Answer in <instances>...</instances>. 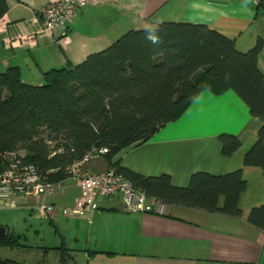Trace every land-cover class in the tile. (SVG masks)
I'll return each instance as SVG.
<instances>
[{
  "label": "crops",
  "instance_id": "0c3cea01",
  "mask_svg": "<svg viewBox=\"0 0 264 264\" xmlns=\"http://www.w3.org/2000/svg\"><path fill=\"white\" fill-rule=\"evenodd\" d=\"M6 1L9 7L0 17V71L18 66L22 81L31 85L43 83L44 71L68 62L79 64L129 29H149L162 21L203 23L231 39L240 51L261 39L257 65L264 76V0H90L51 36L35 33L40 23L37 11L50 0ZM18 33L33 34L31 46L4 44ZM261 124L234 90L202 88L176 119L144 142L121 149L112 159L119 158V167L144 177L167 175L179 187L186 186L197 171L219 175L240 170L245 180L238 197L241 214L232 217L175 203H164L160 214L129 212L118 196L99 198L92 210L67 218L85 225L89 259L117 264H264V231L247 219L252 208L264 205V174L261 167L243 163ZM221 133L239 140L230 156L221 152ZM110 163L101 156L85 167L98 172ZM63 183L49 199L54 214L59 212L56 204L72 206L79 196L75 180ZM62 242L77 264L76 248Z\"/></svg>",
  "mask_w": 264,
  "mask_h": 264
},
{
  "label": "trees",
  "instance_id": "16d2710c",
  "mask_svg": "<svg viewBox=\"0 0 264 264\" xmlns=\"http://www.w3.org/2000/svg\"><path fill=\"white\" fill-rule=\"evenodd\" d=\"M8 7L0 0V17ZM151 30L159 43L146 38ZM262 46L260 39L240 51L203 23L162 21L149 29L127 30L79 64L44 71L40 85L23 82L19 67L10 65L0 71V169L8 163L4 152L18 150L24 152L21 162L62 180L64 166L93 147H106L102 157L111 161L109 166L162 203L240 216L238 197L245 189L240 170L219 175L197 171L179 187L167 175L144 177L119 167V158L112 159L176 119L197 91L230 88L247 104L249 114L262 121L243 163L261 167L264 174V76L257 65ZM218 139L225 156L239 146L233 134L221 133ZM247 219L264 231V205L252 208ZM17 238L7 230L0 246L17 247ZM71 251L57 247L59 264H74ZM0 264L22 263L0 258Z\"/></svg>",
  "mask_w": 264,
  "mask_h": 264
},
{
  "label": "built area",
  "instance_id": "2783aa9c",
  "mask_svg": "<svg viewBox=\"0 0 264 264\" xmlns=\"http://www.w3.org/2000/svg\"><path fill=\"white\" fill-rule=\"evenodd\" d=\"M90 0H50L48 4L37 11L36 16L40 19L37 35H53L57 28H64L75 12L86 5ZM1 31V30H0ZM33 34L18 33L13 39H6L5 44L19 46L33 43ZM106 147H93L71 164L63 167L65 178L53 180L48 178L49 173L42 174L32 164L21 162L23 153L18 150L6 151L3 157L7 165L0 169V200H7L14 208V197H41L42 211L51 212L52 204L44 203L46 196L57 190H62L63 180L70 178L79 186V196L75 198L72 207L63 208L62 213L67 216H76L87 210H92L97 199L118 196L124 209L129 212L142 211L160 214L164 203L154 196L148 195L140 188H134L132 182L125 178L115 167L109 166L104 171L92 172L85 165L94 158L107 153ZM50 171V170H49ZM51 215V214H50Z\"/></svg>",
  "mask_w": 264,
  "mask_h": 264
},
{
  "label": "rangeland",
  "instance_id": "374dc122",
  "mask_svg": "<svg viewBox=\"0 0 264 264\" xmlns=\"http://www.w3.org/2000/svg\"><path fill=\"white\" fill-rule=\"evenodd\" d=\"M21 153L24 154L23 151ZM58 191L46 196L49 197L48 201L44 200L47 206L51 205L50 200L55 198V193ZM14 198L15 208H12L7 200H0V226H5L8 232H13L18 237V246H0V258L20 261L22 264H37L42 260H45L46 264H59L57 247L63 245L64 240L76 248L74 256L77 264H117L105 259L97 260V262L89 259L86 255V245L89 244L85 243L88 238L85 225L77 221H69L67 218H73V216L62 213L63 208L72 206L63 204L60 207L56 204L59 212L54 214L53 204V210L50 213L40 209L39 206L43 201L41 198L40 200L27 196Z\"/></svg>",
  "mask_w": 264,
  "mask_h": 264
},
{
  "label": "clouds",
  "instance_id": "9594fccd",
  "mask_svg": "<svg viewBox=\"0 0 264 264\" xmlns=\"http://www.w3.org/2000/svg\"><path fill=\"white\" fill-rule=\"evenodd\" d=\"M147 39H149L152 43H159V37L155 34V30H151L148 32Z\"/></svg>",
  "mask_w": 264,
  "mask_h": 264
},
{
  "label": "water",
  "instance_id": "95a60500",
  "mask_svg": "<svg viewBox=\"0 0 264 264\" xmlns=\"http://www.w3.org/2000/svg\"><path fill=\"white\" fill-rule=\"evenodd\" d=\"M7 233V228L4 226H0V238H3L4 235Z\"/></svg>",
  "mask_w": 264,
  "mask_h": 264
}]
</instances>
